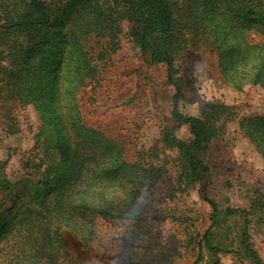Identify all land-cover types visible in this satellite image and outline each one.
Instances as JSON below:
<instances>
[{
    "label": "trees",
    "instance_id": "trees-1",
    "mask_svg": "<svg viewBox=\"0 0 264 264\" xmlns=\"http://www.w3.org/2000/svg\"><path fill=\"white\" fill-rule=\"evenodd\" d=\"M7 1L3 5L4 18H0V109L14 101L51 109L65 99L63 94L72 100L78 86L94 72L80 44L94 32L113 38V25L129 18L149 64H167L169 83L176 88L171 116L188 125L191 133V139L184 140L172 128L162 131L165 148L179 150L177 188L184 191L199 185L202 194L212 177L203 156L238 111L235 106L206 103L198 116L182 113L178 102L183 92L174 77V58L185 46V31L196 29L199 38L205 35L212 50L223 48L236 55L227 67L236 73L230 74L232 79L264 87V0H182L179 7L172 0ZM62 17L67 22L61 36L52 34L54 24ZM230 38L237 40V50L232 43L224 47ZM63 80L68 81L66 86ZM74 107L73 103L67 104L66 111L55 113L56 124L66 132L61 128L51 131L45 122L40 124L34 145L23 159L22 177L14 184L5 172L8 158L0 160V190L9 198V204L0 209V250L11 248L6 264H81L74 255L76 239L85 248L93 245L99 222L130 219V209L150 189V166L120 159L122 151L114 150L98 131L85 128L81 119L73 116ZM245 126L251 142L264 157V117L247 120ZM14 127L8 123V133H16ZM110 175L119 182L111 183ZM120 186L123 190L119 194L110 193L111 187ZM258 194L256 209L264 214V194ZM204 198L216 216L217 203ZM243 212V208L228 207L223 221ZM215 219L199 242L194 264L199 263L205 244L212 251L220 250L210 240L212 228L221 223ZM247 220L242 242L250 256L261 263L249 241L251 220Z\"/></svg>",
    "mask_w": 264,
    "mask_h": 264
},
{
    "label": "rangeland",
    "instance_id": "rangeland-1",
    "mask_svg": "<svg viewBox=\"0 0 264 264\" xmlns=\"http://www.w3.org/2000/svg\"><path fill=\"white\" fill-rule=\"evenodd\" d=\"M172 1L179 7L182 0ZM6 3L7 0H0L2 19ZM66 22V17L58 20L52 34L61 36ZM112 28L116 31L113 38L94 32L80 44L94 72L78 86L72 100L63 94L65 99L51 109L15 101L0 109V160L8 158V179L14 184L22 177L23 159L34 145L40 124L45 122L51 131L60 129L55 113L66 111L67 104L73 103V116L80 118L85 128L98 131L114 150L122 151L120 159L136 166L149 165L151 169L147 173L150 189L130 209V219L99 222L97 240L90 247L85 248L76 239L74 255L81 264H194L199 256V242L215 218L221 223L212 228L210 240L220 250L212 251L205 244L198 264H264V214L256 209L259 191L264 194V157L251 142L245 126L247 120L264 117V87L232 79L236 73L227 67L236 55L223 48L212 50L205 35L199 38L196 29L185 31V46L174 58V77L183 92L178 109L198 116L206 103H223L235 106L238 116L226 124L224 133L203 156L212 177L203 186L202 194L199 185L181 191L177 188L181 171L179 150L165 148L162 131L172 128L184 140L191 139V133L188 125L171 116L176 88L169 83L168 66L149 64L136 42L135 26L129 18L121 19ZM230 40L224 47L232 43L237 50V40ZM63 83L66 86L68 81ZM8 123L15 124L16 133H8ZM108 178L111 183L119 182L113 175ZM121 190V186L111 187L110 193L117 195ZM205 196L217 203L216 216ZM8 199L6 192L0 190V209L6 202L9 204ZM228 207L243 208L245 212L223 221ZM247 218L251 220L249 241L261 263L250 256L242 242ZM9 249L0 250V264H6Z\"/></svg>",
    "mask_w": 264,
    "mask_h": 264
}]
</instances>
